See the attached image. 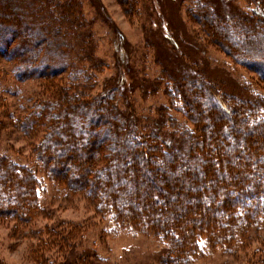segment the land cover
I'll return each instance as SVG.
<instances>
[{
	"label": "trees",
	"instance_id": "1",
	"mask_svg": "<svg viewBox=\"0 0 264 264\" xmlns=\"http://www.w3.org/2000/svg\"><path fill=\"white\" fill-rule=\"evenodd\" d=\"M203 1L195 4V17L211 43L239 64L256 66L264 83V0H246L251 10L224 12ZM80 8L78 0H0V30L22 37L17 45L12 37L2 40L0 48L14 46L9 58L22 64L21 81L36 74L54 79L63 63L79 69L67 86L48 82L55 91L50 98H28L23 115L1 103L22 132L43 140L30 165L0 155V218L36 229L31 223L53 211L42 197L50 182V201L86 202L103 222L161 243L171 264H195L206 248L234 259L250 256L255 243H264V97L229 95L202 76L177 82L166 70L151 90L162 86L173 103L157 108L156 118L126 101L121 107L116 95L124 101L127 94L120 87L91 97L95 77L82 66L93 60L92 32ZM90 220L45 226L50 242L38 240L36 262L50 263V243L71 250L66 264H100L97 241L75 250L88 229L100 227Z\"/></svg>",
	"mask_w": 264,
	"mask_h": 264
},
{
	"label": "rangeland",
	"instance_id": "2",
	"mask_svg": "<svg viewBox=\"0 0 264 264\" xmlns=\"http://www.w3.org/2000/svg\"><path fill=\"white\" fill-rule=\"evenodd\" d=\"M78 1L81 13L89 24V31L92 32L87 43V53L92 55L93 60L83 62L82 66L95 77L93 87L89 88L91 97H96L108 88L107 93L114 87H120L127 94L124 101L120 95H116L121 107L122 102L126 101L134 106L139 115L156 118L157 108L173 103L172 97L169 98L164 93L162 86L156 92L152 91L156 82L161 85L159 81H165L164 70L169 71L177 82L185 78L197 80L202 76L222 87L229 95L247 98L253 97L251 92H258L264 97V83L258 74V68L239 64L228 52L211 43L201 19L195 17L198 12L195 4L200 5L202 0ZM203 2L214 3L223 12L235 7L242 10L254 7L248 6L246 0ZM21 12L24 15L28 13ZM8 33L0 30V42L13 38V34ZM28 34V38L33 36L29 32ZM25 38L27 37L24 36ZM21 39L22 37H18L12 40L17 45ZM33 39L37 40L35 37ZM13 48V45L7 46L4 51L0 48V155H6L19 164L30 165L36 156L35 143L41 142L43 137L35 138L22 132L21 126H17L11 115L8 116L1 108V103H7L9 109L23 115V105L28 104V98H50L55 91L49 88V84L67 86L79 69H72L70 64L63 63L60 64V69H55L58 73L54 79L44 80L36 74L27 81H21L19 77L23 72L22 64L14 57L9 58V52ZM4 53H8V56ZM259 67L264 73V67ZM35 70L39 73L42 69ZM28 71L25 73L31 74ZM218 99L223 100L222 97ZM172 114L181 117L173 111ZM44 187L47 191L42 197L50 203L53 211H47L46 215L38 216L31 223V226L37 224L36 229L11 217L0 218V264H38V240L50 242L49 232L44 231L45 226L59 223L69 227L90 219L95 225L99 223L100 227L86 231L84 242L75 249L76 254L82 248H91L97 241L95 250L103 257L100 264H171L161 243L150 237L137 235L131 228L116 227L108 218L103 222L101 217H94L90 206L84 201H56L55 198L50 201L54 197V186L49 182L44 183ZM22 231L29 235L23 237ZM77 236L80 237V233ZM100 237L103 243L98 241ZM260 239L264 241V234ZM49 245L50 243L47 248L48 258L51 261L48 264H66L71 250ZM254 245V253L248 256L246 252L238 259L223 256L219 252L210 253L206 248L202 250L205 256L195 264H264V243Z\"/></svg>",
	"mask_w": 264,
	"mask_h": 264
}]
</instances>
